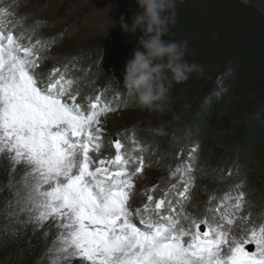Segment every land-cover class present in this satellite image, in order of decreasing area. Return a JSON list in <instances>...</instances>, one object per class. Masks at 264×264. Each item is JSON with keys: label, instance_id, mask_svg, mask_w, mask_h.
<instances>
[{"label": "snow or ice", "instance_id": "6c2138e0", "mask_svg": "<svg viewBox=\"0 0 264 264\" xmlns=\"http://www.w3.org/2000/svg\"><path fill=\"white\" fill-rule=\"evenodd\" d=\"M14 15L0 9V164H8L0 193H11L0 210V247L47 225L42 238L53 227L55 236L37 264H264V218L247 210L243 181L210 193L202 214L189 210L198 208L192 191L205 169L195 145L166 182L138 189L152 162L134 128L108 139L115 97L84 95L73 73L88 70L71 62L44 70L46 41L55 39H25Z\"/></svg>", "mask_w": 264, "mask_h": 264}, {"label": "trees", "instance_id": "16d2710c", "mask_svg": "<svg viewBox=\"0 0 264 264\" xmlns=\"http://www.w3.org/2000/svg\"><path fill=\"white\" fill-rule=\"evenodd\" d=\"M137 11L138 7H133L129 12L125 20L129 26ZM142 35L140 31L135 36L125 33L119 25L99 42H90V55L94 51L104 57L99 72L106 75L105 83L109 87L116 84L108 95L111 98L121 91L112 101L122 109L142 107L136 98H129L124 87L127 62L140 47ZM164 39L186 40L185 60L196 64L198 70L181 83L165 72L162 99H167L174 119L161 126L163 134L147 127L139 130L137 140L162 151L172 168L187 158L189 148L198 145L197 165L205 169L204 174L197 172L196 192L206 189L209 195L215 192L221 196L243 181L247 200L253 204L257 200L264 210V200L260 201L264 195V15L238 0H182L176 23ZM92 86L83 92L88 93ZM150 158L156 162L152 154ZM159 165L157 162L156 167ZM236 165L240 166L238 175ZM228 169L233 170L230 178ZM249 185L257 189L251 193ZM4 195L0 193V200ZM193 204L198 208L189 206L191 211L202 214L205 203ZM12 244L0 247V264H19L6 258Z\"/></svg>", "mask_w": 264, "mask_h": 264}, {"label": "rangeland", "instance_id": "374dc122", "mask_svg": "<svg viewBox=\"0 0 264 264\" xmlns=\"http://www.w3.org/2000/svg\"><path fill=\"white\" fill-rule=\"evenodd\" d=\"M253 11L264 15V0H238ZM8 8L15 13L11 17L15 25V31L18 32L26 29L25 39L35 36L43 38H54L55 42L48 39L46 43L51 44L47 55L50 59L44 64V70H50L54 66H61L63 64L72 63L77 69H85L88 71H76L73 74L80 77V88L83 91L86 87L91 88V82L99 78V81L105 82L106 75L99 72L101 69V61L103 63L104 57L97 56L94 51L90 55V42H99L103 37L112 33L113 29L118 27L120 17L123 15L125 20L128 18L129 12L133 7H139L136 0H0V9ZM32 24V25H31ZM31 25V26H30ZM30 26V27H29ZM101 43V42H100ZM93 59V60H92ZM93 61V62H92ZM95 73L100 75H95ZM109 85V84H108ZM107 85L106 92L115 89L116 84L111 87ZM93 89L95 88L92 86ZM129 94V93H128ZM91 95V94H90ZM129 98L133 101L135 98L129 94ZM167 99H161L157 102V106L152 109L144 107L139 108H125L108 114L105 117L104 123L106 126L107 137L110 140L115 137L117 133H123L125 130L135 129V134L143 128H149L154 132L161 131V126L170 120L174 119L171 107L166 102ZM121 136V139H124ZM160 153L162 151H159ZM153 150L150 154L155 158L156 162H152L151 158L146 160L152 162V166L146 169L145 175L139 180L138 189L145 186L151 187L153 185H162L169 178V168L171 164L166 163V160L160 159L161 154ZM163 160V161H162ZM159 166L156 167V163ZM7 161L0 164V186L7 183L8 173ZM257 186L253 185L248 191L253 193ZM4 200H0V210L5 198L10 197L11 193L7 190L4 192ZM194 202H204L208 200L209 192L204 189L199 193L192 191ZM254 199V198H253ZM264 200V195L260 200ZM2 201V202H1ZM140 199L134 201V206H139ZM254 204L247 207L250 210L252 217L257 221L260 208L257 200ZM257 203V204H256ZM189 210H191L189 208ZM197 215L201 214L196 213ZM259 222V221H257ZM48 230V226L35 234L32 228L27 229L26 235L22 240L13 242L9 251L6 252V258L15 259L19 264H35L41 258L42 254L47 248V244L51 242L55 236V228L51 229V234L46 242L43 237V232ZM30 239L32 248L28 246ZM23 249V257L20 256V250Z\"/></svg>", "mask_w": 264, "mask_h": 264}, {"label": "clouds", "instance_id": "9594fccd", "mask_svg": "<svg viewBox=\"0 0 264 264\" xmlns=\"http://www.w3.org/2000/svg\"><path fill=\"white\" fill-rule=\"evenodd\" d=\"M182 0H136L139 11L132 17L131 26L120 17L123 32L133 36L143 33L138 40L139 48L127 62L124 87L138 103L147 109L157 106L166 93L163 80L165 72L181 83L191 72L197 71L196 64L185 60V41L166 40L170 26L176 23L177 9Z\"/></svg>", "mask_w": 264, "mask_h": 264}]
</instances>
